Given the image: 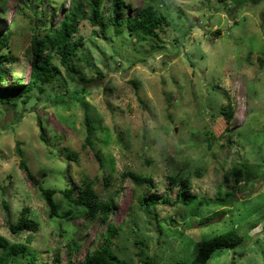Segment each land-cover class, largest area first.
<instances>
[{"label":"clouds","instance_id":"9594fccd","mask_svg":"<svg viewBox=\"0 0 264 264\" xmlns=\"http://www.w3.org/2000/svg\"><path fill=\"white\" fill-rule=\"evenodd\" d=\"M213 242L264 264V0H0V264Z\"/></svg>","mask_w":264,"mask_h":264},{"label":"trees","instance_id":"16d2710c","mask_svg":"<svg viewBox=\"0 0 264 264\" xmlns=\"http://www.w3.org/2000/svg\"><path fill=\"white\" fill-rule=\"evenodd\" d=\"M159 25V21L157 22V25ZM132 30L134 31H142L144 32V37H147V36H152L153 39L155 40H159V36H157L155 34L154 31L151 30L150 27H144V26H140V27H137V26H133ZM144 37H141V39H144ZM57 39H59V37H57ZM236 247L237 245L236 244H233L231 246H228V247H217L215 245V243L213 242L211 245H209V247L202 253V255L206 256L207 259L203 262V264H208L210 259L213 257V255L217 252V251H221V250H231V251H236ZM197 264H199V262H197Z\"/></svg>","mask_w":264,"mask_h":264},{"label":"rangeland","instance_id":"374dc122","mask_svg":"<svg viewBox=\"0 0 264 264\" xmlns=\"http://www.w3.org/2000/svg\"><path fill=\"white\" fill-rule=\"evenodd\" d=\"M113 151L115 152L116 149H114ZM261 255L264 256V253H261ZM238 259L243 260L244 259L243 254L237 251L234 252L231 250H221V251H217L213 255V257L210 259L208 264H236V261Z\"/></svg>","mask_w":264,"mask_h":264}]
</instances>
